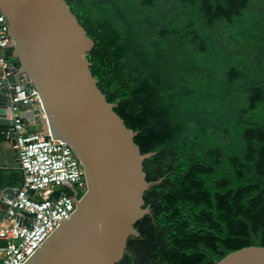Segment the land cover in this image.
I'll list each match as a JSON object with an SVG mask.
<instances>
[{"label":"trees","instance_id":"16d2710c","mask_svg":"<svg viewBox=\"0 0 264 264\" xmlns=\"http://www.w3.org/2000/svg\"><path fill=\"white\" fill-rule=\"evenodd\" d=\"M66 2L98 88L152 152L145 178L162 177L115 264H214L264 245V0Z\"/></svg>","mask_w":264,"mask_h":264},{"label":"water","instance_id":"95a60500","mask_svg":"<svg viewBox=\"0 0 264 264\" xmlns=\"http://www.w3.org/2000/svg\"><path fill=\"white\" fill-rule=\"evenodd\" d=\"M0 12L17 62V76L11 73L6 80L31 84L38 97L34 110L20 105L22 123L68 144L85 182L69 217L21 264H115L127 238L139 235L135 222L151 211L144 191L162 180L145 178L142 162L152 152H140L137 132L98 88L85 30L66 0H0ZM8 106L0 84V198L9 197L3 192L10 190L1 188L2 169L19 166ZM214 264H264V245L234 249Z\"/></svg>","mask_w":264,"mask_h":264},{"label":"built area","instance_id":"2783aa9c","mask_svg":"<svg viewBox=\"0 0 264 264\" xmlns=\"http://www.w3.org/2000/svg\"><path fill=\"white\" fill-rule=\"evenodd\" d=\"M10 41L7 20L0 12V84L5 86L9 100L22 174L21 186L11 196L0 198L4 211L0 220V264H21L60 220L69 217L85 182L81 163L68 144L30 131L22 123L20 105L34 110L38 97L31 84L17 78L6 80L17 67L5 56L11 50Z\"/></svg>","mask_w":264,"mask_h":264},{"label":"crops","instance_id":"0c3cea01","mask_svg":"<svg viewBox=\"0 0 264 264\" xmlns=\"http://www.w3.org/2000/svg\"><path fill=\"white\" fill-rule=\"evenodd\" d=\"M2 173L4 178L2 179V183H1V188L4 189L9 187L10 190H8L7 192H3L4 195H9L11 196L17 188H19L22 184V174H21V170L19 168V166H15L13 165L12 167L6 168V169H2ZM3 198V197H1ZM3 206L2 204H0V220L3 216ZM3 222H5L4 220L1 221V223L3 224Z\"/></svg>","mask_w":264,"mask_h":264}]
</instances>
